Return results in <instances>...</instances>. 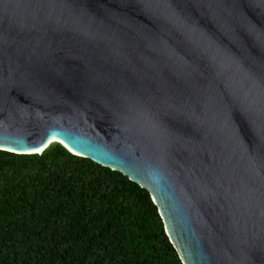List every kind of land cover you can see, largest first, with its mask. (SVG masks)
<instances>
[{
  "label": "water",
  "instance_id": "water-1",
  "mask_svg": "<svg viewBox=\"0 0 264 264\" xmlns=\"http://www.w3.org/2000/svg\"><path fill=\"white\" fill-rule=\"evenodd\" d=\"M144 188L182 264H264V0H0V150Z\"/></svg>",
  "mask_w": 264,
  "mask_h": 264
},
{
  "label": "trees",
  "instance_id": "trees-1",
  "mask_svg": "<svg viewBox=\"0 0 264 264\" xmlns=\"http://www.w3.org/2000/svg\"><path fill=\"white\" fill-rule=\"evenodd\" d=\"M0 264H182L148 192L62 144L0 150Z\"/></svg>",
  "mask_w": 264,
  "mask_h": 264
},
{
  "label": "bare ground",
  "instance_id": "bare-ground-1",
  "mask_svg": "<svg viewBox=\"0 0 264 264\" xmlns=\"http://www.w3.org/2000/svg\"><path fill=\"white\" fill-rule=\"evenodd\" d=\"M55 140H56V143H60V144H62V145H64L60 140H58V139H56V138H54ZM65 146V145H64Z\"/></svg>",
  "mask_w": 264,
  "mask_h": 264
},
{
  "label": "rangeland",
  "instance_id": "rangeland-1",
  "mask_svg": "<svg viewBox=\"0 0 264 264\" xmlns=\"http://www.w3.org/2000/svg\"><path fill=\"white\" fill-rule=\"evenodd\" d=\"M68 150V149H67ZM69 151V150H68ZM71 152V151H70ZM71 153H73V152H71Z\"/></svg>",
  "mask_w": 264,
  "mask_h": 264
}]
</instances>
